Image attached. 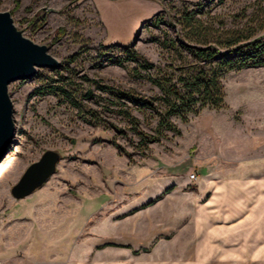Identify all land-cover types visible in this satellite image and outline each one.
<instances>
[{
  "label": "rangeland",
  "instance_id": "rangeland-1",
  "mask_svg": "<svg viewBox=\"0 0 264 264\" xmlns=\"http://www.w3.org/2000/svg\"><path fill=\"white\" fill-rule=\"evenodd\" d=\"M152 1L158 11L128 40L116 41L93 0H0V11L11 13L23 35L46 45L61 63L59 69L39 68L32 78L8 86L14 137L0 163V264H73L89 255L116 257L125 253V242L134 243L137 258L144 262L171 251L178 255L185 249L169 244L175 232L161 231L154 222H160L163 212L168 214L177 176L218 169L217 154L208 161L211 166H192L196 148H188L195 136L219 138L209 136L207 126L230 119L242 129L247 156L264 145V66L222 76L226 109L190 114L189 124L172 117L181 135L167 132L158 143L139 145L125 108L142 129L153 132L157 115L135 102L146 97L161 108L162 91L149 77L174 83L199 64L173 41L199 46L202 40L218 44L233 31L264 34V0ZM114 44L129 45L134 59H126L124 48ZM112 58H122V65ZM146 63L151 68L144 69ZM125 91L138 96L129 100ZM47 150L60 154L56 171L34 192L15 198L13 185ZM150 200L154 203L147 206ZM140 223L148 239L141 245L135 237L125 241V226ZM151 241L158 245L148 254L144 250ZM186 249L194 253L196 247ZM218 249L205 248L210 254ZM241 249L253 256L250 261L242 257L236 263L204 264H264V247Z\"/></svg>",
  "mask_w": 264,
  "mask_h": 264
},
{
  "label": "crops",
  "instance_id": "crops-1",
  "mask_svg": "<svg viewBox=\"0 0 264 264\" xmlns=\"http://www.w3.org/2000/svg\"><path fill=\"white\" fill-rule=\"evenodd\" d=\"M93 2L100 10L107 29L112 32V39L116 41L128 40L159 9L158 3L152 0ZM225 104L226 107L219 110L205 108L194 117L200 116L204 111L218 113L226 109V98ZM191 118L189 116L186 124L191 122ZM205 131L210 133L209 136L216 137L217 134L219 138L212 140L209 137L207 141L201 137L198 140L195 136L188 148H196L197 157L192 166H208V161L217 154L218 169H210L200 176L192 172L196 175L195 178L190 177V172H184L187 175L185 177L177 176L172 182L175 188L169 195V212H163L164 217L160 222H154V226H159L161 231L169 234L175 232L169 244L174 248L183 247L184 252L181 250V253L175 255L171 251L162 254L159 259L157 257L151 262H144L145 260L137 258L139 254L134 243L125 242V253L122 252L116 257L89 255L73 264H204L214 261L236 263L242 257L249 261L253 257L250 253L243 255L242 247H264V145L252 150L253 155L250 153L247 156L245 147L242 146V129L234 127V120L230 119H224L221 124L217 122V125L207 126ZM201 133L197 135L201 136ZM202 161H207V164ZM150 202L152 203L149 204ZM153 203L154 200H150L147 206ZM128 236L135 237L138 245L141 240L149 237L142 233L141 223L136 228L125 226V241ZM152 243L153 241L150 243L151 247L143 249L148 254L158 245ZM191 247H196L194 253L187 252L186 248ZM210 247L219 248V253L210 254L205 250Z\"/></svg>",
  "mask_w": 264,
  "mask_h": 264
},
{
  "label": "trees",
  "instance_id": "trees-1",
  "mask_svg": "<svg viewBox=\"0 0 264 264\" xmlns=\"http://www.w3.org/2000/svg\"><path fill=\"white\" fill-rule=\"evenodd\" d=\"M190 19L192 16H188L187 20ZM251 35V32L244 34L233 31L220 38L217 41L218 44H213L210 40H202V45L199 46L183 40L173 41V44L179 43L180 47L184 48L199 64L192 71L183 69L185 72L179 74L174 83L164 84L158 79L149 77L151 82L162 91V95L159 96L161 108L152 99L146 97H141L135 102L139 109H149L157 115L153 132L142 129L139 126V119L130 112L129 107L125 108V117L129 119L132 124L131 129L139 137V145L146 147L150 143H158L167 135V132L181 135V130L172 117L187 122L190 114L197 115L205 108L216 110L225 108L222 76L234 69L264 66V34L257 37ZM163 44L166 45L167 42ZM114 45L124 48L127 53L126 59H134L135 54L129 45ZM111 62L122 65L123 59L112 58ZM214 62L216 64L212 65ZM143 68L149 69L151 64L146 63ZM102 87L107 88V86ZM136 96L138 95L134 91H125V97L129 100H134ZM112 143L117 145L114 140Z\"/></svg>",
  "mask_w": 264,
  "mask_h": 264
},
{
  "label": "water",
  "instance_id": "water-1",
  "mask_svg": "<svg viewBox=\"0 0 264 264\" xmlns=\"http://www.w3.org/2000/svg\"><path fill=\"white\" fill-rule=\"evenodd\" d=\"M61 63L46 45L25 37L9 11H0V163L5 158L14 137L13 103L8 86L17 80L32 78L39 68L59 69ZM60 154L47 150L31 163L11 189L12 195L23 198L43 186L56 171Z\"/></svg>",
  "mask_w": 264,
  "mask_h": 264
},
{
  "label": "built area",
  "instance_id": "built-area-1",
  "mask_svg": "<svg viewBox=\"0 0 264 264\" xmlns=\"http://www.w3.org/2000/svg\"><path fill=\"white\" fill-rule=\"evenodd\" d=\"M195 176H196V175H195L194 173H191V174H190V177H191V178H195Z\"/></svg>",
  "mask_w": 264,
  "mask_h": 264
}]
</instances>
